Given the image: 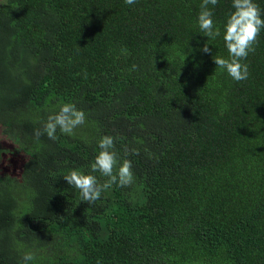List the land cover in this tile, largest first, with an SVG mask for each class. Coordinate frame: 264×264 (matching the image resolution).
Listing matches in <instances>:
<instances>
[{
  "label": "trees",
  "instance_id": "trees-1",
  "mask_svg": "<svg viewBox=\"0 0 264 264\" xmlns=\"http://www.w3.org/2000/svg\"><path fill=\"white\" fill-rule=\"evenodd\" d=\"M201 3L0 4V127L15 155L4 164L20 163L0 173V264L29 251L30 264H264V29L237 82L213 60L229 56L233 0L209 5L214 40ZM61 102L85 123L37 139ZM105 135L134 182L89 205L63 176L89 174Z\"/></svg>",
  "mask_w": 264,
  "mask_h": 264
},
{
  "label": "clouds",
  "instance_id": "clouds-1",
  "mask_svg": "<svg viewBox=\"0 0 264 264\" xmlns=\"http://www.w3.org/2000/svg\"><path fill=\"white\" fill-rule=\"evenodd\" d=\"M136 0H125V3L132 5ZM218 0H202L198 14V25L204 36L209 39H216L221 35L220 29L216 27L213 20V11L209 7L216 6ZM232 8L226 23L224 25L223 39L229 53L228 58L214 56L213 60L216 66L226 70L227 74L235 81H244L249 76V65L243 63L249 53L255 52L257 37L264 29V19L261 18V10L255 0H233ZM208 39V40H209ZM208 42L204 45L202 51L210 53ZM86 116L83 110L76 107L74 103L61 102L59 110L50 114L44 123L43 130L34 129V136L39 139L45 133L49 139L55 140L57 128L67 135H73L74 129L84 124ZM99 152L91 163L90 173L85 174L79 169H72L63 178L75 189H78L81 199L89 205L94 204L101 198L102 192L116 184L119 187H129L134 182L132 171V162L124 159L117 168L118 156L115 150L114 138L103 136L98 141ZM139 154L138 150H133ZM7 152L6 149H0V153ZM8 153V152H7ZM127 154V150H126ZM0 158V160H2ZM99 172L108 179L100 183L97 177L91 173ZM35 259L34 253L25 252L20 264H30Z\"/></svg>",
  "mask_w": 264,
  "mask_h": 264
},
{
  "label": "rangeland",
  "instance_id": "rangeland-1",
  "mask_svg": "<svg viewBox=\"0 0 264 264\" xmlns=\"http://www.w3.org/2000/svg\"><path fill=\"white\" fill-rule=\"evenodd\" d=\"M4 1L5 0H0V4L3 3ZM2 133L3 132H2V129L0 127V148L1 149H6L8 153L5 152L4 153L5 155H2L3 156V159L0 160V173H3L5 170H7V171H10V172H12L14 174H18L19 173V170H20V163L18 162V160L16 158H9L7 160L8 162H6L4 164L5 158L13 157L14 154L11 151V149H12L13 146L10 144V142L8 140H5L2 137ZM10 152H12V154H10Z\"/></svg>",
  "mask_w": 264,
  "mask_h": 264
}]
</instances>
